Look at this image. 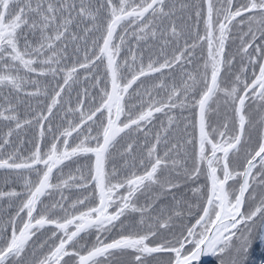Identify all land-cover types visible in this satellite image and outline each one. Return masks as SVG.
<instances>
[{"label": "snow or ice", "instance_id": "snow-or-ice-1", "mask_svg": "<svg viewBox=\"0 0 264 264\" xmlns=\"http://www.w3.org/2000/svg\"><path fill=\"white\" fill-rule=\"evenodd\" d=\"M129 35L138 50L121 62ZM101 65L98 99L84 89L87 111L78 92L72 108ZM0 100V169L16 185L0 190L16 209L0 264H264V0H0ZM221 100L231 121L213 127ZM201 179L194 205L179 190Z\"/></svg>", "mask_w": 264, "mask_h": 264}, {"label": "trees", "instance_id": "trees-1", "mask_svg": "<svg viewBox=\"0 0 264 264\" xmlns=\"http://www.w3.org/2000/svg\"><path fill=\"white\" fill-rule=\"evenodd\" d=\"M176 2H177V6L179 7V4L180 3H193L194 0H176ZM201 29H202V25H201ZM117 31L119 32L120 30L118 29ZM201 34H203V32H201ZM114 42L116 44H119L120 43L119 40H116ZM101 44H102V41H101ZM129 47H131L134 51L135 50H138L137 49V41H136V39L134 37H131L130 35L126 38V41H125L124 46H122L121 53H120V57H118V60H120L122 62L123 58L127 57L129 59V61H131V56H130V54L127 51ZM140 47L144 50V55L147 56L148 55V46L145 45L144 42H141ZM230 50H231V48H229L226 45V51H230ZM105 65H106V61H105ZM105 65H101L100 68H99L100 83H98L96 85V87H92V84L94 82L91 81V80L85 82L84 81V75H85V73L81 72V74H80V84L74 86V89H77L78 91H80L82 89H87L90 96H96L97 99H98V93H100V90L104 87V66ZM187 71L192 72L193 69L191 67H189L187 69ZM123 74L126 77L128 76V73L127 72H124ZM153 75L156 76L157 78L154 79V80H148V81H146V83H147V85L149 87L153 83L159 85V83L161 81H167L168 80V77L170 75H173V73L169 72L168 70H164V75L163 76H160L159 74H153ZM221 77L222 78L224 77L223 71L221 73ZM141 79L143 80L144 78L142 77ZM61 83H62V81H61ZM136 88H137V85H133V89H136ZM133 89H129V92L131 93L133 91ZM29 90H31V89H29ZM161 95H163V93H161ZM81 96H83L85 99H87L84 95H81ZM145 99H147V97H145ZM40 100L43 101L44 103H48L49 102V101H45L43 97H40ZM127 102H128V96L125 95V99H124V101H122V103H127ZM0 103H3V101L0 100ZM31 103H32L33 107H36L37 106V100H36V98H33L31 100ZM138 103H139L138 101H136L135 99H133L131 101V103L128 104V106H132V105H135V104H138ZM21 111L23 112V107L21 108ZM54 111H56V110L54 109ZM177 115H179V113H177ZM192 115H194V114L191 113V112H188V111H184L183 112V117H190ZM260 118H261V114L260 113L255 112V111L252 112L251 119L254 122H256L258 124ZM123 119H124V116L122 115L121 116V120H123ZM157 119L158 120H165L166 117L164 115H162V114H157ZM230 121H231V110L224 108L223 101L221 100V101L218 102L217 105H214L213 106L212 112L210 113V122H211V124H212L213 127H218L220 124L225 123V122H230ZM186 123H187V121H182L181 127H183L184 124H186ZM30 130H32V129H30ZM6 131H7V129L0 127V137H2L3 134H4V132H6ZM188 131L191 132L192 129L189 128ZM35 132H37V134H38V130L35 129ZM196 134H197V131H196ZM73 135H75V133H73ZM121 135H123V134H121ZM133 135H135V134H133ZM197 137H198V135H197ZM21 139L24 140V144H23L21 150H22V152H23L24 155H27V153L30 152L28 150V147L31 145L29 143V141L32 140L33 137H31L28 140H25L23 138H21ZM217 139H219V138H217ZM141 144H143V139H141ZM117 147L120 148V145H117ZM11 150H12L11 148H8V151H11ZM120 150H121V152H123V148H121ZM93 162H94V157H93ZM124 162L125 161L123 159H121L119 156H117L116 157V165L115 166L119 169V168H121L124 165ZM80 163L81 164H85V163H87V160H81ZM110 165H112V164L109 163V165H108V170L109 171H110ZM2 170L3 169H0V178H3L4 179L5 170H3L4 171L3 174L1 173ZM138 171H141V170H138ZM9 182L10 183H13L11 181V178H9ZM53 182H55V181H53ZM230 183H232V181H230ZM203 184H204L203 179H201V180H199V181H197L195 183L189 182V185H182L181 186V188L179 190V194L185 195L186 196V199L189 201V203L194 204V205L195 204H198V203H200L201 196L200 195H194L193 192L190 191V188H196L198 186H202ZM12 187L13 186H11V185L8 186V187L7 186H4L3 189H1V190L7 192ZM20 190L21 189L17 187V191H20ZM173 191H175V190H173ZM201 191L203 192L204 189L202 188ZM250 191H251V189H250ZM257 191H259V189H257ZM121 192H123V190H121ZM64 195L70 196L73 199H75V198L79 197V192H75V191L65 192ZM4 200L6 201V204H5L4 207H2V209H3L2 214L5 217V220H7L8 216L9 215H13V213L15 212L16 209H15V206H13L12 208H9V201L6 198ZM169 200H170V197L167 200L166 199H162L161 201L157 202L156 208L167 207V205L169 203ZM45 202L47 203L49 201L46 200ZM145 202H146L145 197L144 196H141L140 199H139V204L143 205ZM197 211H198V209H197ZM130 218H135V220L137 222H139V214L138 213L131 214V217ZM121 219H124V218L122 217ZM192 222H194V219L192 220ZM205 264H207V260L205 261Z\"/></svg>", "mask_w": 264, "mask_h": 264}, {"label": "rangeland", "instance_id": "rangeland-1", "mask_svg": "<svg viewBox=\"0 0 264 264\" xmlns=\"http://www.w3.org/2000/svg\"><path fill=\"white\" fill-rule=\"evenodd\" d=\"M104 88V87H103ZM77 92L80 94V99H81V101H83V107H84V110H85V112L87 111V108H88V106H89V104H90V101H88L87 99H85L83 96H81V95H84V89H82V90H80V91H78L77 89H74L73 90V92H72V95H71V107L72 108H78L79 106L77 105ZM65 99H67V97H65ZM100 114L99 113H97V116H99ZM64 116V112L63 111H60V117H63ZM67 119L68 120H74L75 119V117H73L72 115H69L68 117H67ZM61 121L59 120V119H57L56 121H54V123H56V124H58V123H60ZM65 126H67V125H65ZM28 134V135H27ZM26 135H24V136H22L21 138H23V139H25V140H28V139H30L31 137H34V135H37V132H35V129H32V130H30L28 133H27ZM95 133H93V135H94ZM49 139L51 138V137H48ZM13 139H15L14 137H13ZM32 149V146L30 145L29 147H28V150L30 151ZM29 153H27V155H28ZM113 166L112 165H110V170H111V168H112ZM3 170L1 171V173L3 174ZM229 184L231 185L232 183H230V181H229ZM13 186V187H16V185L14 184V183H4V179L3 178H0V190L1 189H3V187L4 186ZM88 195H90V192L88 193V192H83V193H81V192H79V197L80 198H82L83 196H88ZM46 201V200H45ZM5 204H6V201L4 200V199H0V220H5V217L3 216V214H2V211H3V209H2V207H4L5 206ZM15 214V212L13 213V215ZM23 215V214H22ZM42 232H45V230H41V232H38L37 233V235L35 236V237H33V240H37L38 238H41V233ZM46 234H49L50 235V231H48ZM92 240H94V237H92V236H87V237H85V239L84 240H82L81 241V243H85V244H88V243H90ZM41 255H42V253L41 252H37V257L38 258H40L41 257Z\"/></svg>", "mask_w": 264, "mask_h": 264}, {"label": "water", "instance_id": "water-1", "mask_svg": "<svg viewBox=\"0 0 264 264\" xmlns=\"http://www.w3.org/2000/svg\"><path fill=\"white\" fill-rule=\"evenodd\" d=\"M197 121H198V115H197ZM197 134H198V127H197ZM206 259H202V261H205Z\"/></svg>", "mask_w": 264, "mask_h": 264}, {"label": "bare ground", "instance_id": "bare-ground-1", "mask_svg": "<svg viewBox=\"0 0 264 264\" xmlns=\"http://www.w3.org/2000/svg\"><path fill=\"white\" fill-rule=\"evenodd\" d=\"M201 259H206L205 257H202Z\"/></svg>", "mask_w": 264, "mask_h": 264}]
</instances>
